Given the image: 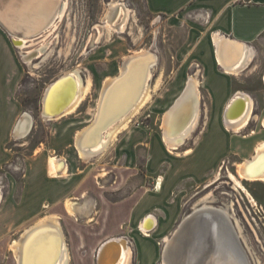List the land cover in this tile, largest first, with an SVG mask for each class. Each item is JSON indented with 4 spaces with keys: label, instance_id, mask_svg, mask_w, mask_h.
<instances>
[{
    "label": "rangeland",
    "instance_id": "obj_1",
    "mask_svg": "<svg viewBox=\"0 0 264 264\" xmlns=\"http://www.w3.org/2000/svg\"><path fill=\"white\" fill-rule=\"evenodd\" d=\"M148 1L65 0L55 30L27 44L24 52L36 50L43 40L46 44L30 65L14 49L13 59L0 40V264H16L10 244L46 216L59 218L67 264H96L101 243L118 237L129 242L130 264H162L163 238L205 205L226 212L228 229L247 264H264V183L237 175V165L250 160L254 147L264 141L259 122L264 117V48L250 62L258 65L253 74L245 76L244 69L233 83H200L196 126L176 151L179 157L170 156L162 143L164 114L189 79L197 80V66L202 80L201 57L211 48L207 24L192 21L193 13L168 19ZM116 5L120 10L115 19L111 14L112 24H119L125 11V30L93 44L109 8L114 6V13ZM140 50L158 58L147 81L148 101L101 155L79 160L73 135L93 117L103 81L116 76L124 58ZM75 69L82 79L91 78V93L73 115L46 121L41 116L46 87ZM239 91L253 99L256 119L235 134L224 131L220 114L228 97ZM23 120L24 132L14 137ZM250 131L256 135L247 137ZM187 149L190 155L182 156ZM58 161L60 168L52 171L50 164ZM68 199L77 209L75 219L64 209ZM146 214L158 224L150 238L138 229Z\"/></svg>",
    "mask_w": 264,
    "mask_h": 264
},
{
    "label": "bare ground",
    "instance_id": "obj_2",
    "mask_svg": "<svg viewBox=\"0 0 264 264\" xmlns=\"http://www.w3.org/2000/svg\"><path fill=\"white\" fill-rule=\"evenodd\" d=\"M65 7V0H0V29L8 37L11 47L21 53L25 64L30 65L46 46L43 40L36 50L24 52L27 44H34L37 39H44L54 31L56 21L60 19ZM113 8L114 6L109 8L108 15L103 19V26L93 38V44L111 32L122 34L125 30L127 13L121 10L123 15L120 23L112 24L111 20L117 17L120 10L113 13ZM111 14L114 16L112 19ZM36 33L33 38H25ZM214 42L216 63L225 74L238 75L251 61L250 48L242 42L227 37H214ZM67 47L62 51L64 55L68 54L70 45ZM157 60V55L149 50L135 51L124 58L116 76L103 81L93 117L73 135L72 146L79 160L101 155L108 141L125 129L131 118L148 101L147 81ZM92 88L93 83L88 75L82 79L76 69L64 73L44 91L41 101L42 118L46 121H57L73 115ZM199 88L200 83L195 78L189 79L164 114L162 143L170 156L179 157L176 151L196 126ZM253 107V99L248 94L239 91L230 95L220 114L224 131L238 134L246 130L250 122L256 119ZM259 122L264 129V117ZM25 128L26 122L20 121L14 137H19ZM254 135L255 132L250 131L247 137ZM190 153L191 150L187 149L182 156ZM60 163H51V170L54 171L57 166L60 168ZM65 170L66 166H63L60 173L64 174ZM237 175L241 180L264 183V141L254 147V155L250 160H244L237 165ZM228 177L245 192L230 173ZM162 181L160 177L157 183L161 185ZM1 199L0 189V202ZM74 206L69 199L64 202L66 213L75 219L77 209ZM58 220L57 216L43 217L23 230L17 240L12 241L10 248L16 264L68 263L67 245ZM191 221L193 224L189 226ZM228 222L224 210L206 205L194 209L180 221L170 237L163 238L162 264H247L246 257L232 238ZM157 226L156 218L149 214L144 215L138 223V229L144 238H150ZM131 258L128 241L118 237L101 243L95 261L96 264H130Z\"/></svg>",
    "mask_w": 264,
    "mask_h": 264
},
{
    "label": "crops",
    "instance_id": "obj_3",
    "mask_svg": "<svg viewBox=\"0 0 264 264\" xmlns=\"http://www.w3.org/2000/svg\"><path fill=\"white\" fill-rule=\"evenodd\" d=\"M148 4L152 10L160 11L168 19L193 13L195 16L192 21L207 24L206 29L211 50L201 57L204 65L201 81L199 77L202 70H200V66L196 67L199 75L198 83H233V80L240 74H225L224 70L217 65L214 57V37H227L242 42L250 48L251 61L257 55V51L264 48V0H166L164 3L148 1ZM0 40L12 54L13 48L1 31ZM250 62L244 68L245 70L243 69L245 76L253 74L258 69V65H253ZM260 81L264 82V70L260 72ZM248 144L245 147H248ZM46 176L48 177L47 173Z\"/></svg>",
    "mask_w": 264,
    "mask_h": 264
},
{
    "label": "water",
    "instance_id": "obj_4",
    "mask_svg": "<svg viewBox=\"0 0 264 264\" xmlns=\"http://www.w3.org/2000/svg\"><path fill=\"white\" fill-rule=\"evenodd\" d=\"M36 35H37V33H36V34H33V35L25 36V38L30 39V38L35 37ZM13 43H14V42H13ZM14 44H15V43H14ZM191 224H193L192 221L189 223V226H190ZM239 246H240V244H239Z\"/></svg>",
    "mask_w": 264,
    "mask_h": 264
},
{
    "label": "flooded vegetation",
    "instance_id": "obj_5",
    "mask_svg": "<svg viewBox=\"0 0 264 264\" xmlns=\"http://www.w3.org/2000/svg\"><path fill=\"white\" fill-rule=\"evenodd\" d=\"M121 8H123V7H121ZM117 9H120V7H119L118 5H116V11H117ZM113 17H114V16H113ZM113 17H112V18H113ZM119 23H120V22H119ZM117 25H118V24H117ZM38 57H39V56H38ZM38 57H37V58H38ZM55 81H56V80H55Z\"/></svg>",
    "mask_w": 264,
    "mask_h": 264
}]
</instances>
